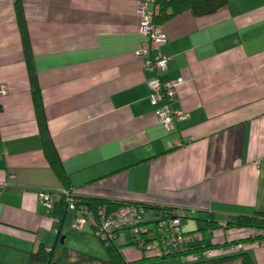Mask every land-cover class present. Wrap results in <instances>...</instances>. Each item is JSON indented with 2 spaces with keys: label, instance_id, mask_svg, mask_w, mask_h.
Segmentation results:
<instances>
[{
  "label": "crops",
  "instance_id": "1",
  "mask_svg": "<svg viewBox=\"0 0 264 264\" xmlns=\"http://www.w3.org/2000/svg\"><path fill=\"white\" fill-rule=\"evenodd\" d=\"M20 2L47 128L77 199L183 210L198 244L258 234L225 224L264 209V0L161 24L169 59L159 77L182 79L171 108L188 113L172 131L135 54L138 0ZM0 84V264H28L56 242L36 194L63 185L42 151L13 0H0ZM244 243L264 264V242Z\"/></svg>",
  "mask_w": 264,
  "mask_h": 264
},
{
  "label": "built area",
  "instance_id": "2",
  "mask_svg": "<svg viewBox=\"0 0 264 264\" xmlns=\"http://www.w3.org/2000/svg\"><path fill=\"white\" fill-rule=\"evenodd\" d=\"M159 9L157 0H138L137 12L140 20L137 30L143 39L135 54L145 59L144 67L152 73L146 80L149 103L165 129L172 131L175 124L184 120L188 113L171 108L176 88L182 83V79L162 81L159 77V72L165 69L169 59V56L160 50V44L165 40V32L161 24L154 21ZM152 51L154 54H151ZM6 92V86L0 84V96ZM3 153L0 147V155ZM3 186L0 185V189ZM36 195L45 214H51L57 200L63 198L67 210L73 212L72 227H90L105 247L114 246L120 250L122 246L130 245L148 256L176 257L182 264L241 252L246 247L242 241L198 244L201 239L200 231H187L183 228L182 219L188 217L183 210L126 202L115 207L104 203L90 209L85 204L77 203L70 187L62 189L60 193L40 190ZM45 250L50 251L51 248L46 247Z\"/></svg>",
  "mask_w": 264,
  "mask_h": 264
},
{
  "label": "trees",
  "instance_id": "3",
  "mask_svg": "<svg viewBox=\"0 0 264 264\" xmlns=\"http://www.w3.org/2000/svg\"><path fill=\"white\" fill-rule=\"evenodd\" d=\"M227 1L228 0H157L160 9L159 13L154 17V21L155 23L162 24L170 20L171 18L187 11L197 17L209 15L216 12L221 7L225 6ZM13 6L17 27L20 33L24 61L27 66V72L30 82L31 99L35 114V120L41 140L42 151L48 165L51 167L56 177L63 185V189H67L69 188L67 182V175L61 165V161L50 138V134L47 128V121L44 113L41 90L36 79V72L33 66V57L29 43L25 16L20 0H13ZM77 203L85 204L90 209H95L104 203L108 204L109 207H115L116 205L120 204L100 199L86 198L77 199ZM67 212L68 210L66 202L63 198H59L55 203L53 211L51 212L52 217L54 218L55 223L57 225L56 242L52 247L49 246L51 248L50 251H46L44 247H41L36 252L31 253L28 264H51L56 262L60 264H89L91 262H97L101 264H129L128 262L124 261L120 250L114 246L106 247L108 251L110 250L114 253V256H112V258H109L108 260H98L95 257H86L84 255L79 256L77 258H71L66 249L60 250L58 253H55V247L59 242L60 238L62 237L60 231ZM213 224V220L209 218L206 221L205 228H212ZM225 227L251 228L258 231V234L254 238L233 241L248 242L253 240H261L262 242H264V209L257 210L253 212L252 215H240L238 216L235 222L226 223ZM142 255V261L158 259L157 257L144 256L143 252ZM189 264H255V262L247 251H241L237 253L226 254L216 258L202 259L195 263Z\"/></svg>",
  "mask_w": 264,
  "mask_h": 264
},
{
  "label": "rangeland",
  "instance_id": "4",
  "mask_svg": "<svg viewBox=\"0 0 264 264\" xmlns=\"http://www.w3.org/2000/svg\"><path fill=\"white\" fill-rule=\"evenodd\" d=\"M73 212L68 211L61 228V235L64 236L63 242L60 241L55 247V253L60 250L66 249L71 258H77L79 256H92L98 260H108L114 256L112 251L101 243V241L94 234L92 229L86 226L83 229H77L72 227ZM120 253L125 262L129 264H181L178 258H158L153 260L142 261V252L136 250L130 245H125L120 248ZM144 256H148L144 254ZM253 261L256 263L255 258ZM88 264V263H87ZM89 264H100L97 262H91Z\"/></svg>",
  "mask_w": 264,
  "mask_h": 264
},
{
  "label": "flooded vegetation",
  "instance_id": "5",
  "mask_svg": "<svg viewBox=\"0 0 264 264\" xmlns=\"http://www.w3.org/2000/svg\"><path fill=\"white\" fill-rule=\"evenodd\" d=\"M51 264H60V263L56 262V263H51ZM69 264H78V263H69Z\"/></svg>",
  "mask_w": 264,
  "mask_h": 264
},
{
  "label": "water",
  "instance_id": "6",
  "mask_svg": "<svg viewBox=\"0 0 264 264\" xmlns=\"http://www.w3.org/2000/svg\"><path fill=\"white\" fill-rule=\"evenodd\" d=\"M63 238H64V237L62 236V237L60 238V240H59L61 243L63 242Z\"/></svg>",
  "mask_w": 264,
  "mask_h": 264
}]
</instances>
